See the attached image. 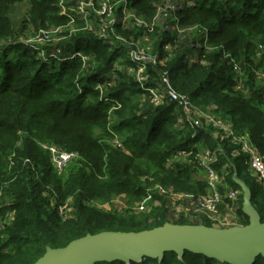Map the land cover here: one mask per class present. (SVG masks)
<instances>
[{"label":"trees","instance_id":"1","mask_svg":"<svg viewBox=\"0 0 264 264\" xmlns=\"http://www.w3.org/2000/svg\"><path fill=\"white\" fill-rule=\"evenodd\" d=\"M20 1L0 0V63L4 64L0 79V194H3L0 202V264H33L46 246L62 247L87 233L103 230L137 231L164 222L214 224L215 220L206 213L195 211L198 207L195 200L177 201L162 197L158 192L153 194L156 201L153 212L137 222L124 213L94 206L90 198L107 201L115 194L125 193L132 200H139L152 184L164 183L158 173H150L151 166L156 171L182 174L193 180L192 172L198 168L194 156L199 149L190 145L206 140L211 143L209 149L213 150L219 138L212 140L208 130L211 128L207 126L206 129L198 128L195 136L190 127L183 130L173 126L175 119L170 117L176 107L173 102L166 101L155 107L149 100L138 103L125 96V90L129 95L141 92L131 78L130 85L121 82L123 87L107 89L109 97L119 95L116 103L99 100L97 91L89 90L88 85L118 53L109 51L111 45L100 37L98 17V28L66 43L67 46L83 44L85 61L80 57L60 61L58 71L48 73L47 65L38 61L24 41L27 37H22L31 26L38 30L46 24L56 25L63 18L57 14L60 7L56 0H29L26 11L17 14L16 3ZM172 1L121 0L113 10L116 33L128 35L134 32L129 24L122 25L123 3L125 6L127 3L126 11L149 23L155 13H163L165 19L153 26L157 36L151 49L157 54V60L164 62L159 64L157 61L150 66L153 75L167 72L176 92L219 117L234 133L247 134L264 157V0H195L194 4H185L179 11H173ZM170 13H175L177 19L171 18ZM178 25L187 29L177 34ZM163 27L165 29H161ZM107 38L111 39L110 36ZM166 42L172 47L170 57L164 48ZM206 45L210 49H206ZM258 45L262 50L259 60L255 61L253 55ZM52 46H59V43ZM19 48H22L21 59L10 66L7 51ZM225 52L242 58L241 61L236 58L243 69L241 79L235 77L233 64L224 58ZM78 86H84L85 92ZM88 91L89 97L85 95ZM114 103L119 106L115 116L121 124L129 126L127 133L119 134L122 147L101 143L94 133L95 127H105L107 110ZM95 106L102 109H95ZM220 141L223 151L216 156L220 162L216 161L214 166L220 169L228 162L233 164L230 167L248 186L251 202L264 221V191L257 178L247 170L246 155L238 153L237 146L228 137ZM37 142L78 151L82 155L79 165L70 167L66 174L58 173ZM180 149L191 150L187 165L165 167L171 153ZM181 168L186 169L181 171ZM230 171L227 183L238 189L231 179L233 170ZM197 182H200V188L205 186L207 189L203 178ZM67 197H70L66 204L71 216L63 218L68 214L65 210L61 218L57 212L58 204H65ZM51 198L55 199L57 208L49 212L47 206ZM237 201L235 215L240 225L247 224V215L241 210L242 194ZM218 208L221 211L220 206ZM129 264L228 263L186 251L181 260L174 252H165L160 262L147 258ZM253 264H264V257L257 256Z\"/></svg>","mask_w":264,"mask_h":264},{"label":"rangeland","instance_id":"2","mask_svg":"<svg viewBox=\"0 0 264 264\" xmlns=\"http://www.w3.org/2000/svg\"><path fill=\"white\" fill-rule=\"evenodd\" d=\"M121 0H104L103 2L106 3L107 5V9L104 11L103 14H101V12H103V8H102V4L101 6L100 4V0H56V5H60L59 10L57 11L58 15H61L63 18L56 24V25H49L46 24L44 27H39L38 30H35L33 26L29 27L26 30V36H23V38L27 37V41L29 42V47L31 49V52H33L35 54V57L38 59V61H43L46 65H47V72L48 73H52L54 74L56 71H58L59 67H60V57L62 55V53L65 55V59L61 60H70L74 57H80L78 55L84 56V45L80 44V45H70L67 46V41L71 38H74L76 36L81 37L82 35H85L84 33H88V32H92L95 30V28L97 27V17L100 18L103 22L104 25L106 23H108L112 18H115L113 10L120 4ZM195 0H173L172 1V6H173V11L176 10H181L183 8V6L185 4L191 3L194 4ZM28 2L29 0H22L19 3H16L18 6V10L16 11L17 14H23L24 11H26L27 7H28ZM101 2V3H103ZM75 3V4H74ZM89 5V6H88ZM110 6V7H109ZM135 9V8H133ZM108 11H112V13L107 12ZM91 15V17H90ZM155 17V24H160L162 20H164V16L163 13L161 14H154ZM170 17L173 19H177V15H175V13H170ZM127 19V18H126ZM172 19V20H173ZM171 21V19H170ZM210 22V21H209ZM211 23H213V20L211 21ZM194 25V24H193ZM179 28H182V25H178ZM184 28L187 26H183ZM155 27L150 28L149 30H145V29H135L133 28L132 30L134 31L133 33L130 34H126L125 35H120L116 33V29H113V35H114V39L116 42H120L123 41L124 43L128 44V42L133 41V50H135L136 48H140L141 50H146L147 53L150 56H153L154 52L151 49V46H153V43L155 42V39L157 35L154 34ZM161 29H164L161 28ZM124 29H122L123 32ZM35 32V34L33 33ZM137 32V33H135ZM154 34V35H153ZM118 36V38H116ZM51 37H54L55 39H58V43L59 46L63 47V52L59 51L57 52V54L53 53V52H49L48 48L51 46L49 43V39H51ZM21 39V40H22ZM120 39V40H119ZM52 43V42H51ZM151 43V45H150ZM191 43V42H190ZM258 43V42H256ZM57 45V44H54ZM125 45H111L109 48V51H115L117 52V57H115L116 59H118L119 61V66L122 67H126L127 72H124L123 74H119L116 75V77L118 76L119 78L116 80H112L109 77L108 72L105 70V72L103 74H99L98 76H96L95 79H92L89 83V90L94 89L95 91H97L98 96L97 98L99 100H104L106 102H117L119 95H113L110 96L107 94V89H109L110 87H116L119 85V88L123 87L124 84L122 83H127V85H130V81L132 80L133 83H135V81L133 79H135L134 76H131L129 73V66L130 63H128L127 61V56L128 54H130V50L132 49V47H130L129 52H127V49L124 47ZM258 47V46H257ZM143 48V49H142ZM210 49L209 46L206 45V49ZM22 50V48H19V52H17L16 50H8L7 51V57L9 59V65H13L14 63H16L17 61H19L20 58V51ZM132 50V51H133ZM2 52H0L1 54ZM224 58H226L227 60H229V64H235L237 67L233 70L235 73V77L237 79H241L242 77V70L240 67V59L239 57L236 56H232L231 52H225L224 54ZM192 56V55H191ZM255 53L253 55V58L255 61H258L260 57H255ZM236 58H238L239 60H237ZM3 65L0 63V79L1 76L3 74ZM242 66V65H241ZM109 67V64L107 63L105 65V69H107ZM243 68V67H242ZM83 70V69H82ZM45 72V74L47 73ZM49 75V74H47ZM133 77V78H132ZM131 78V79H130ZM130 79V81H129ZM103 83H110L111 85L107 86V88H103L105 87V85L108 84H102ZM120 82V83H119ZM137 86V85H135ZM79 89L84 93L86 88H83L84 86H78ZM127 87V86H126ZM88 93V94H87ZM85 95H87V97H89V91L87 92ZM124 95L129 97L131 100L138 102V103H148V100L150 101L149 97L147 94H145L144 92H138V93H133L131 95H129V91L127 92L126 90L124 91ZM123 98V97H122ZM115 103L113 105H111L108 110H107V117L106 120L104 122L105 127L102 129L100 127H95L94 128V133L97 135V138L99 139V141L101 143H105V144H112L114 136L112 135V133H127L129 130V126L128 124H121L119 122V119H117V116H115V111H117L119 109V106H115ZM120 103V102H119ZM91 105V103H90ZM192 106H197V104H193ZM84 109V108H83ZM95 109H102V107L100 106H95ZM171 118H174V125L175 127H177V129H186L190 126H186V124L184 123L181 113L178 110V108H174V111L172 112V114H170ZM136 123H132V125H135ZM208 126L211 129H208L211 133L210 138L212 140H214L216 138L217 141V145L220 144L223 147V144H221L220 141V134L219 133V129H217L216 127L208 124ZM207 127H204V129H206ZM189 129V128H188ZM211 143H208L206 140H202V142H199V145L202 147H207L209 148ZM190 147H192V144L190 145ZM79 155L80 158H82V155L76 151ZM191 156V154H190ZM218 162H220L219 160H217ZM215 162V163H218ZM192 163H195V159L192 160ZM228 167L232 166V163L228 162ZM214 166V165H213ZM165 167H167V164H165ZM214 168L219 171L222 170L221 168H216L214 166ZM223 168V167H222ZM150 169V173L153 174L158 173V176L161 177L162 179H164V183L160 184L161 187V193L164 192V190H171L172 192H176L179 191L177 193L178 196L180 197H184L182 194H193L194 197H203V198H207L209 193H207L209 191V189H205V186H203L202 188H200V182H197V180H200L201 178H205L204 177V169L202 167L198 168L200 171V174H197L195 172H192L193 174V180L186 178L185 176H183L182 174H166V172L164 171H156L157 169L155 167ZM182 169H186V168H181ZM228 169V170H227ZM225 167V169H223L224 171L227 170L229 171V173L231 172L230 170H233V167L227 168ZM187 170H191L190 168H187ZM176 172V171H175ZM248 172V171H247ZM99 175V174H98ZM221 174L220 179H219V183L217 184V190L218 192H220V194L222 195V204L220 205V210L219 211V215L216 217V220L214 222V224H212L211 226H216V227H229L231 225H240V221L237 215H235L234 213V209L237 206V200L234 201H230L229 199L226 198L227 193L225 192V189L222 188V184L226 183L228 188H231L230 185H228V181H227V175H223ZM156 177V176H154ZM157 178V177H156ZM159 180V179H158ZM194 184V186L192 185ZM154 185L152 184L150 188H148L150 190L151 193H155L157 194V189H154L153 187ZM188 186H192V189L187 188ZM55 192L57 193V191L55 190ZM180 193V194H179ZM162 197L168 196L167 194H159ZM225 195V196H224ZM2 197L3 194H0V202L2 201ZM70 197H67L65 199V201L63 203H67V200H69ZM145 196H143L141 199L139 200H132L131 198H129L125 193H119V194H115L114 196H112L109 200L107 201H102V200H97L94 198H90L89 200L94 202V206L98 207V208H102L105 211H118L120 213H124L125 215H128L129 217L132 216V219L137 222L140 221L141 217H145V216H150V214L153 212L152 209H154V205L156 203L155 200H152L150 203L148 202L149 200H144ZM183 199H187V198H183ZM57 200V199H56ZM58 200H62L61 197L58 198ZM178 201V200H177ZM147 202V203H146ZM144 205V207L146 206L145 210L139 209L140 205ZM60 205H64L62 204V202L60 204H58V206ZM57 208V204L54 198H51V201L49 203V205L47 206V209L49 212H52L53 209L56 210ZM66 211L68 212V214L66 216H62V214L58 213V215H60V217L62 218H68L70 217V207L69 205L67 206ZM58 212V211H57ZM47 215V213H45V216ZM175 218V217H173ZM150 219V218H149Z\"/></svg>","mask_w":264,"mask_h":264},{"label":"built area","instance_id":"3","mask_svg":"<svg viewBox=\"0 0 264 264\" xmlns=\"http://www.w3.org/2000/svg\"><path fill=\"white\" fill-rule=\"evenodd\" d=\"M103 1L104 0H100V4H99L100 6L102 4V8H103V12H101V14H103L104 11L107 9V5ZM123 6H124L123 11H125L124 18L122 19L123 26L129 24L132 28L135 29L149 30L150 28H153V26L155 25L154 22L155 17H153L152 23L151 22L149 23L145 21L142 17L136 15L135 13L126 11L128 9V7H126L127 3L126 6L123 3ZM107 12L112 13V11H108V10ZM100 21H101L100 23L101 25L99 27L101 28L100 37L103 39V41L105 43L108 42L110 45H114V46L125 45L128 48L127 52H129L130 47L133 46V41L128 42V44H126L120 39H119L120 42H116L114 39L113 29L115 28L113 27V25L115 22V18H112L105 25L101 19ZM185 29H181L177 26V31H178L177 34H179V32L184 31ZM171 30H174L173 27ZM108 36H110L111 39L108 40L107 38ZM116 38H118V36ZM27 40L28 39H25L24 41L29 45V42ZM49 42H50L49 44L51 45L48 48L49 52H53L55 54H57V52L59 51L63 52V47L52 46L55 43L56 44L58 43V39L51 37V39H49ZM203 45H205V42L203 43ZM195 46L200 47V44L195 43ZM164 48L167 51V56L170 57L173 55V53L171 52L172 47L170 43L166 42L164 44ZM132 50L133 47L130 50V54H128L127 56V61L128 63H130V66L128 67L129 73L131 76L135 77V79L133 80L135 81L137 87L140 88L141 91H143L145 94L149 96L150 102H152L153 106L155 107L160 106L162 104H165L166 101H168L169 103L170 102L175 103V106L178 108V110L181 113L184 123L190 126V128L192 129V136H195L197 134L196 131L198 128L205 126L209 127L208 124L219 129V132H222V135L220 134L221 135L220 140L223 139L224 137H228L229 141L234 146H237L235 150L238 153H243L244 155H246V160H245L246 168L252 176L257 178V180L262 185L264 191V157L258 151L256 145L251 141L248 135L234 133L232 128L228 124L220 120L219 117H215L214 115L210 114L208 111L203 109L202 107L192 106V102L186 96L179 94L173 89V86L171 85L170 80L168 78L167 72L161 71L160 74H158L155 77L153 75V72L151 71L150 66L158 61L156 53H154L153 56H150L145 49L141 50L140 48H136L135 50L133 51ZM261 50H262V46L258 45L257 50L255 51V55H256L255 57H260ZM64 56L65 55L62 53L60 57L61 58L60 61L65 59ZM78 56H80L83 62L85 61L86 58L85 54L82 57L81 55ZM163 62L164 61L162 60L158 61L159 64H162ZM108 64L109 67L107 69L104 68L103 71H101L99 74H103L106 70L109 74V77L113 81L119 78L118 76L116 77V75L119 74L121 75L124 72H127L126 67L119 66L120 65L119 61L116 58L111 60ZM233 67L235 69L237 66L233 63ZM102 84H108L105 85V87L103 88H107V86L111 85L110 83H103V81ZM223 133L225 135H223ZM119 134L120 133H112V135L114 136L112 144H114L117 147H122V142H121L122 137ZM37 144L41 149H43L48 154L51 166L58 173L66 174L68 173L70 167L74 165H79V160H81V158L76 151L66 150L58 145L44 143V142H37ZM192 146H194L196 149H199V153L197 154V156H194V158L197 159L198 168L202 167L204 169L203 172L205 178L203 179L206 182L207 190L209 189V191L207 192L209 193L208 197L207 198L194 197L193 194H186V195L182 194L184 197H180L177 195V192H172L169 189L164 190V192L161 193L162 186L158 183L154 184V189H157L156 191L159 194H167L168 197H171L173 200H180L183 198L190 199L191 201L195 200L198 204V207L195 209V211H203L213 220H216V217L219 215L218 207L222 204V198H224L222 197L220 192H218L217 184L219 183L218 181L220 179L222 172H225L226 175L229 174V172L227 171L228 170L227 164L222 165L223 168L221 167L222 170H220V173L213 166L217 161L216 156L223 151V147L220 144H218L216 148L211 150L207 147L200 146L199 142L193 144ZM190 154H191V150L186 151L180 149L172 152L166 161L167 167H172V165L174 164L186 166L188 163L187 161L191 159ZM24 161L26 162L28 161V159H24ZM225 167L227 170L224 171L223 169H225ZM198 168L194 170L196 173L200 171ZM234 173H236V171H234L233 168L232 174ZM225 192L227 193L226 198L229 199L230 201L238 200L239 195H241V190L239 188L238 189L228 188L225 190ZM144 200H149L148 201L149 203L153 200V193H151L149 189L147 190ZM66 209H67L66 203L64 205L58 206V212L60 214H63ZM139 209L145 210L146 206L144 207V205L141 204L139 206ZM234 213H235V209H234Z\"/></svg>","mask_w":264,"mask_h":264},{"label":"water","instance_id":"4","mask_svg":"<svg viewBox=\"0 0 264 264\" xmlns=\"http://www.w3.org/2000/svg\"><path fill=\"white\" fill-rule=\"evenodd\" d=\"M231 179L241 190V210L248 223L229 227L164 222L142 230H103L87 233L62 247L46 246L33 264H95L122 261L139 263L151 258L160 262L165 252L179 260L186 251L228 264H253L264 257V221L251 202V192L236 173Z\"/></svg>","mask_w":264,"mask_h":264},{"label":"crops","instance_id":"5","mask_svg":"<svg viewBox=\"0 0 264 264\" xmlns=\"http://www.w3.org/2000/svg\"><path fill=\"white\" fill-rule=\"evenodd\" d=\"M194 172H195V171H194ZM195 173H196V172H195ZM197 174H200L199 171H198ZM222 174L225 175V172H222ZM222 188L225 189V190L228 189L227 184H226V183H223V184H222Z\"/></svg>","mask_w":264,"mask_h":264}]
</instances>
